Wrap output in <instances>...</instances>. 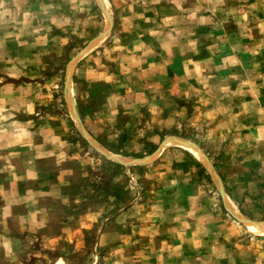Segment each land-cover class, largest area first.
<instances>
[{
	"label": "rangeland",
	"instance_id": "374dc122",
	"mask_svg": "<svg viewBox=\"0 0 264 264\" xmlns=\"http://www.w3.org/2000/svg\"><path fill=\"white\" fill-rule=\"evenodd\" d=\"M263 223L264 0H0V264H264Z\"/></svg>",
	"mask_w": 264,
	"mask_h": 264
},
{
	"label": "bare ground",
	"instance_id": "6f19581e",
	"mask_svg": "<svg viewBox=\"0 0 264 264\" xmlns=\"http://www.w3.org/2000/svg\"><path fill=\"white\" fill-rule=\"evenodd\" d=\"M178 145H180V146L192 151L191 148L188 147L187 145H183V144H179V143H178ZM197 156L200 157L199 154ZM227 200H228V203H229L231 209L234 211L235 210L234 205L232 204V202L229 199H227ZM246 227H247L246 229L249 232H251L252 234L259 235V236H264V223L263 224H247Z\"/></svg>",
	"mask_w": 264,
	"mask_h": 264
},
{
	"label": "crops",
	"instance_id": "0c3cea01",
	"mask_svg": "<svg viewBox=\"0 0 264 264\" xmlns=\"http://www.w3.org/2000/svg\"><path fill=\"white\" fill-rule=\"evenodd\" d=\"M28 232V231H27ZM26 231H23V233L21 234L22 237H25L28 233ZM1 234V233H0ZM4 239H10V240H16V235H9V236H3ZM10 244H14V243H10ZM56 261V260H55ZM13 260H11L10 264H15ZM54 263V262H53ZM23 264V263H22Z\"/></svg>",
	"mask_w": 264,
	"mask_h": 264
}]
</instances>
